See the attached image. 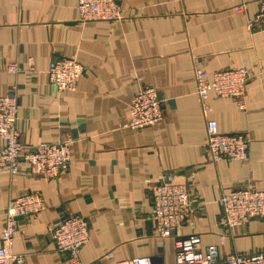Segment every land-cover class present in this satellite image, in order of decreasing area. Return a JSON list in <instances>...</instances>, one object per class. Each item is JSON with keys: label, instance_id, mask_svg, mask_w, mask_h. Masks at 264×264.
<instances>
[{"label": "crops", "instance_id": "crops-1", "mask_svg": "<svg viewBox=\"0 0 264 264\" xmlns=\"http://www.w3.org/2000/svg\"><path fill=\"white\" fill-rule=\"evenodd\" d=\"M79 0H0V96L18 97V130L26 146L71 141L70 168L54 180L0 171V236L8 201L37 192L45 209L18 219L13 252L24 264H71L56 250L51 227L61 215L89 221L81 264H118L149 257L175 260L178 236L199 234L202 249L264 253V218L227 229L220 199L232 189L264 190V32H252L229 0H117L120 22L82 23ZM76 58L85 72L75 91L49 82L51 61ZM17 63L20 71L8 72ZM209 78L218 70L250 71L244 108L231 98L196 94V66ZM154 86L164 119L138 131L124 127L134 94ZM220 132L251 138L247 161L208 159L207 120ZM188 184L194 212L172 236L157 235L153 187L162 174ZM112 254L108 257L107 254ZM223 264V263H219Z\"/></svg>", "mask_w": 264, "mask_h": 264}, {"label": "built area", "instance_id": "built-area-1", "mask_svg": "<svg viewBox=\"0 0 264 264\" xmlns=\"http://www.w3.org/2000/svg\"><path fill=\"white\" fill-rule=\"evenodd\" d=\"M235 2L237 0H229ZM234 11L245 14L247 5L255 1L258 11L254 18L247 17V27L252 32H264V0H239ZM79 18L82 23L107 21L120 22L123 11L117 0H79ZM8 72L16 75L17 63L8 66ZM85 67L72 57L51 61L47 70L49 82L62 91H75L84 75ZM196 94L202 100L204 115L210 111L204 102L213 93L216 98H231L244 108V98L250 71L243 67L218 70L211 78L197 65L195 68ZM19 101L15 94L0 96V171L10 176L20 173V162L27 163L31 176L54 180L66 172L72 162L71 141L64 139L53 144L26 146L18 130ZM164 119V107L158 90L144 86L131 100L128 121L124 127L131 130L149 128ZM206 151L210 162L223 160L247 161L251 138L247 134L219 131L215 120H207ZM220 203L223 215L219 224L227 229L244 225L250 219L264 218V190L253 186L232 189L222 195ZM195 200L188 184L177 183L172 174H162L153 187L152 220L157 235L162 239L178 232L194 212ZM45 209L44 199L37 192H25L8 201L5 225L0 236V264H24L25 257L13 252L14 236L18 219L38 215ZM51 238L56 250L67 256L71 264H81L79 255L90 239L89 221L80 214L61 215L51 227ZM199 234L178 236L175 240L176 254L172 264H264V253H230L221 259L218 246L202 249ZM111 257L112 254H107ZM118 264H157L149 257H138Z\"/></svg>", "mask_w": 264, "mask_h": 264}]
</instances>
